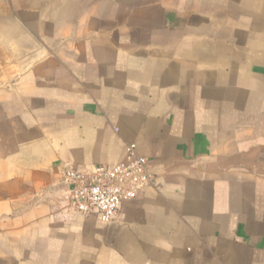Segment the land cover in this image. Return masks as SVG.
<instances>
[{
  "label": "crops",
  "instance_id": "crops-1",
  "mask_svg": "<svg viewBox=\"0 0 264 264\" xmlns=\"http://www.w3.org/2000/svg\"><path fill=\"white\" fill-rule=\"evenodd\" d=\"M40 48L0 83V264H264V0H12ZM135 142L104 222L64 164Z\"/></svg>",
  "mask_w": 264,
  "mask_h": 264
},
{
  "label": "built area",
  "instance_id": "built-area-1",
  "mask_svg": "<svg viewBox=\"0 0 264 264\" xmlns=\"http://www.w3.org/2000/svg\"><path fill=\"white\" fill-rule=\"evenodd\" d=\"M71 184L73 207L79 213L97 212L106 223L113 221L124 201L136 197L140 189L154 182L155 174L135 142L127 144L125 158L114 164H99L86 171L71 162L64 164Z\"/></svg>",
  "mask_w": 264,
  "mask_h": 264
},
{
  "label": "rangeland",
  "instance_id": "rangeland-1",
  "mask_svg": "<svg viewBox=\"0 0 264 264\" xmlns=\"http://www.w3.org/2000/svg\"><path fill=\"white\" fill-rule=\"evenodd\" d=\"M12 0H0V83L31 64L32 55L40 48L19 28L12 15ZM31 58V60H30Z\"/></svg>",
  "mask_w": 264,
  "mask_h": 264
}]
</instances>
